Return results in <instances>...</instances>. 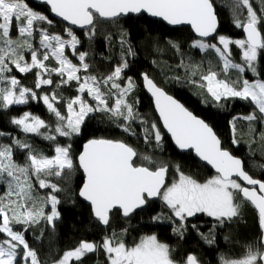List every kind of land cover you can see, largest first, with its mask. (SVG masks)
I'll return each instance as SVG.
<instances>
[{
    "label": "snow or ice",
    "instance_id": "6c2138e0",
    "mask_svg": "<svg viewBox=\"0 0 264 264\" xmlns=\"http://www.w3.org/2000/svg\"><path fill=\"white\" fill-rule=\"evenodd\" d=\"M41 3L55 17L67 22L62 33H54L51 26L56 21L34 10L26 0H0V109L42 101L54 117V126L29 111L10 121L21 132L52 142V156L17 138L11 143H0V264H48L31 247L25 233L41 221L55 229L61 216L58 205L62 202L57 194L73 191L62 185L71 184L77 169L83 179L76 194L89 203L93 218L106 234L98 241L81 240L50 264H85L89 255L101 252L104 264H202L194 253L177 259L176 249L154 233L129 244L126 240L129 228L117 230L114 226L122 221L130 223L154 198L160 199L167 212L151 216L153 222L167 220L178 240L185 239L191 228L208 245L215 244L219 229L241 219L243 204H250L258 214L261 235L245 246L242 258L222 255L220 264H264V130L258 132L260 151L251 150L252 163L248 167L259 172V176H254L246 169L243 158L223 146L205 119L168 94L145 72L141 73L142 86L153 100L163 129L179 149L193 151L200 161L211 166L213 175L200 180L175 165L170 177L167 162L139 153L124 140L88 139L82 151L74 155L72 143H61L59 139L71 141L82 135L92 114L102 113L130 136L138 135L133 125H140L144 143L154 142L163 149L160 124L140 114L138 97L129 102L140 85L125 75L129 68L127 57L135 55L128 33L121 29L120 61L108 74L97 76L91 71V53L81 50L82 41L72 27L86 29L88 40L92 41L99 25H120L122 18L144 14L171 26H190L195 33L191 47L218 57L206 69L203 65L181 62V66L191 70V76H199L190 82L204 89L214 106L223 107V101L232 99L253 106L248 115L234 117L230 122L232 144H240L237 119L247 121L251 133H257V124L264 129V0H232L234 26L244 33V38L236 39L218 32L214 0H41ZM245 9L246 15L242 17L240 13ZM105 39L110 41L111 34ZM168 44L177 52L181 50L179 42L169 40ZM237 52L240 62L235 59ZM15 73L33 74V87L22 84ZM73 82L75 95L65 96L64 89L71 88ZM6 135L9 134L0 131V137ZM254 143L255 138L251 141ZM16 149L26 150L23 163L15 158ZM53 177L61 183L52 182ZM38 190L49 191L41 196ZM199 216L213 222L207 232L191 222ZM43 236L41 231L36 239Z\"/></svg>",
    "mask_w": 264,
    "mask_h": 264
},
{
    "label": "trees",
    "instance_id": "16d2710c",
    "mask_svg": "<svg viewBox=\"0 0 264 264\" xmlns=\"http://www.w3.org/2000/svg\"><path fill=\"white\" fill-rule=\"evenodd\" d=\"M26 2L34 10H38L47 15L49 19L55 20L56 23L51 26V30L54 33H62L63 28L67 25L54 19L50 15L46 5L36 4L31 0H26ZM214 3L220 21L218 32L229 38H244L242 29L236 28L233 23L232 0H214ZM255 7L256 5L254 4ZM240 14L242 17L245 16L246 9ZM121 29L128 33L127 39L130 41L135 52L134 56L127 57L129 68L125 70V75L133 77L137 84L140 85L129 98V102L135 100L136 97L139 98L138 109L140 114L146 116L149 120H156L160 124L152 100L142 86L141 73L146 72L168 93L178 98L196 115L205 119L219 136L223 146L235 156L243 158L246 161V169L254 176H259V172L250 169L248 165L252 163L250 158L251 150L260 151L261 141L258 132L264 129H261L259 124H257L255 125L257 133H251L248 131V122L243 119H237V136L240 144H232L233 133L230 122L233 121L234 117L248 115L253 106L247 101L232 99L223 101V107H216L204 89L190 82L191 80H198L199 76H191V70L181 66L182 61L184 65H203V68L206 69L209 62L215 63L218 57L214 53H203L191 47V42L195 36L189 27H168L162 21L152 19L144 14L142 16L132 15L131 17L122 18L120 25H99L98 34L92 41L88 40L86 35L87 30H74L75 34L82 41L81 50L91 53L89 61L92 64V74L97 76L106 75L120 61L119 41ZM108 34L112 36L110 41L105 39ZM63 35L67 38L66 33H63ZM169 40L179 42L181 50L177 52L169 46ZM230 47L235 48V46ZM235 59L237 62H240L238 52ZM49 63L54 64L51 61ZM257 66L258 68L261 67L260 64ZM15 74L21 79L22 84L33 87V74ZM246 75L247 77H251L252 74L247 73ZM44 88L47 91H51L49 86H44ZM64 95H75L74 82L71 88L64 89ZM24 111L38 115L54 126V117L47 112L42 101H31L27 105L13 106L8 110L0 109V131L9 134L0 137V143H11L13 138H17L31 144L35 149L45 155L52 156L54 154V144L52 142L46 141L42 137L31 133H23L10 122L13 117L20 116ZM133 127L136 128L138 133L136 136H130L124 133L105 114L94 113L86 122L82 135L74 137L71 141L67 138L59 139L61 143H72L74 155L79 154L83 148V144L88 139L103 137L124 140L132 145L139 153H147L152 155L156 160L167 162L170 165V177L174 174L175 165H180L186 174L193 175L200 180L207 179L214 174L207 165L195 157L192 151H178L169 136L164 132L161 124V131L164 134L162 150L157 148L154 142L151 145L144 143L142 139V127L140 125L134 124ZM253 138H255L256 143L251 144ZM25 151L23 149L15 150V158L18 162H24ZM256 159H260V157L257 156ZM50 179L52 182L61 183L55 177ZM82 179V172L77 169L73 174L71 184L62 185L70 187L73 191H65L57 194L62 201L58 205L61 216L56 221L54 230L48 227L45 222L41 221L40 224L32 226L25 233V237L31 247L35 248L40 259L48 262V264H50L52 259L62 255L63 251L74 248L81 240L98 241L106 234L103 226L93 218L90 205L81 200L76 194L82 183ZM47 191L49 190H38V193L44 195ZM161 212H167L162 202L160 199L153 200L146 206V210L140 212L130 223L125 224L122 221L121 224L114 226L117 230L120 227L129 228V234L126 236L129 244L138 241L143 235L154 233L158 236L159 240L170 244L176 249L174 256L177 259L184 257L186 254L194 253L202 261V264H220L219 258L222 255L232 259L242 258L245 254V246L257 240L261 235L258 214L247 203L242 205L241 219L216 232V242L213 245L204 243L191 228H189L185 239L178 240L173 235L171 225L167 220H162L159 223L151 220V216L160 214ZM191 222L200 225L202 232H207L213 223L210 218L205 216H199ZM41 231L44 232V236L41 240H37L36 237L40 235ZM226 236L228 237L227 240H225ZM104 261L105 257L101 252L95 255H89L85 264H104Z\"/></svg>",
    "mask_w": 264,
    "mask_h": 264
},
{
    "label": "water",
    "instance_id": "95a60500",
    "mask_svg": "<svg viewBox=\"0 0 264 264\" xmlns=\"http://www.w3.org/2000/svg\"><path fill=\"white\" fill-rule=\"evenodd\" d=\"M32 2H34V3H36V4H41V5H45V4H43V3H41V0H31ZM47 6V5H46ZM48 7V6H47ZM48 9H49V7H48ZM49 12H50V9H49ZM50 15L54 18V19H56V20H58V21H61V22H63L60 18H58V17H55L54 16V14H52L51 12H50ZM145 15H147V14H145ZM148 17H150V18H152V19H156V20H160L159 18H153V17H151V16H149V15H147ZM160 21H162V20H160ZM218 21H219V18H218ZM164 24H166L168 27H173V28H175V27H177V26H171V25H168L166 22H164V21H162ZM64 24H66L67 25V22H63ZM68 26V25H67ZM73 27V29L74 30H77V31H82V30H86V29H80V28H78V27H76V26H72ZM179 27H183V26H179ZM185 27H189L190 28V26H185ZM219 28H220V21H219V27H218V31H219ZM191 29V28H190ZM192 31V30H191ZM193 32V31H192ZM193 34H194V36H195V33L193 32ZM243 35H244V33H243ZM141 79H142V77H141ZM145 90V89H144ZM165 90V89H164ZM166 91V90H165ZM145 92L147 93V91L145 90ZM167 92V91H166ZM168 93V92H167ZM168 94H170V93H168ZM147 95L151 98V96H150V94L149 93H147ZM170 95H172V94H170ZM175 99H177L179 102H181L178 98H176L174 95H172ZM151 100H152V98H151ZM182 103V102H181ZM152 104H153V107H154V103H153V100H152ZM183 104V103H182ZM185 107H187L186 105H185ZM188 108V107H187ZM189 109V108H188ZM154 110H155V108H154ZM190 110V109H189ZM191 111V110H190ZM156 112V111H155ZM193 112V111H192ZM194 113V112H193ZM156 114H157V117H158V113L156 112ZM195 114V113H194ZM196 115V114H195ZM198 116V115H197ZM198 117H200V116H198ZM200 118H202V117H200ZM203 119V118H202ZM160 124H161V126H162V123L160 122ZM163 128V127H162ZM164 130V129H163ZM214 130V129H213ZM164 132L169 136V138L171 139V136H170V134H168L167 132H166V130H164ZM219 137V136H218ZM171 141L173 142V145L175 146V148L178 150V151H180V152H188V151H191V150H181V149H179L176 145H175V143H174V141L171 139ZM86 143V142H85ZM83 149V148H82ZM82 151V150H81ZM193 152V151H192ZM193 154L195 155V153L193 152ZM234 155V154H233ZM196 157V156H195ZM238 157V156H237ZM198 160H199V158L198 157H196ZM200 161V160H199ZM202 162V161H201ZM203 164H205L204 162H202ZM206 165V164H205ZM208 166V165H207ZM213 172H214V169H212L211 168V166H208ZM157 199H159V198H154V199H152V200H150V201H153V200H157ZM81 200H83L82 198H81ZM84 201V200H83ZM84 202H86V201H84ZM88 205H89V203L88 202H86Z\"/></svg>",
    "mask_w": 264,
    "mask_h": 264
},
{
    "label": "rangeland",
    "instance_id": "374dc122",
    "mask_svg": "<svg viewBox=\"0 0 264 264\" xmlns=\"http://www.w3.org/2000/svg\"><path fill=\"white\" fill-rule=\"evenodd\" d=\"M51 62H53L54 63V61H51ZM38 195H40L39 193H38ZM42 196V195H41Z\"/></svg>",
    "mask_w": 264,
    "mask_h": 264
}]
</instances>
